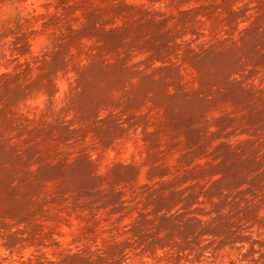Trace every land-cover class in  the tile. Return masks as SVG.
<instances>
[{
  "label": "rangeland",
  "instance_id": "1",
  "mask_svg": "<svg viewBox=\"0 0 264 264\" xmlns=\"http://www.w3.org/2000/svg\"><path fill=\"white\" fill-rule=\"evenodd\" d=\"M0 264H264V0H0Z\"/></svg>",
  "mask_w": 264,
  "mask_h": 264
}]
</instances>
